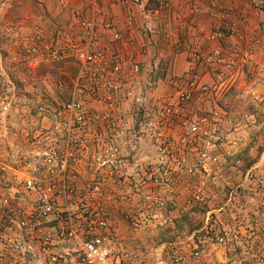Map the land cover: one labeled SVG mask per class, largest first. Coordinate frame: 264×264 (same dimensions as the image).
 Masks as SVG:
<instances>
[{"label":"built area","instance_id":"1","mask_svg":"<svg viewBox=\"0 0 264 264\" xmlns=\"http://www.w3.org/2000/svg\"><path fill=\"white\" fill-rule=\"evenodd\" d=\"M147 1L116 0L126 12L125 32L111 19L97 16L96 9L89 18L74 9L77 30H59L58 37L44 39L38 26L26 34L16 32L14 59L34 73L44 63L59 64L53 89L61 96L49 108L47 133L42 132L36 140L34 165L27 162L25 171L14 179L20 189L15 192L18 197L15 201L0 199V224L8 233L4 245L7 255L0 264H122L121 222L126 219L134 229L149 221L145 216H152L154 205L150 203H157L156 199L152 202L151 188H163V175L169 177L178 166L206 176L211 173L216 159L207 150L217 145L222 134L218 100L228 85L244 76L248 62L246 40L236 37L239 31L235 30L248 25V9L255 14L264 11V0H233L234 4L209 0L208 12L214 14L209 25L191 20L190 13L199 9L194 0L187 3L188 11L179 17H171V0H156L149 7ZM54 2L63 9L70 4V0ZM138 14L145 22L160 23L161 41L154 44L155 49L165 47L186 58L182 73L172 75L166 92L155 96L151 114L145 111L148 106L144 102L156 88L153 77L159 61L149 71L153 77L150 74L143 78L141 57L153 39L148 28L146 32L138 28ZM105 32L110 34L111 46L99 45ZM139 32L142 36L137 40L135 34ZM6 55L0 48V81L6 74ZM134 103L146 114L143 128L138 131L143 134L134 129V136L148 137V148L154 142L157 155L148 152L145 159L136 162V175L132 176L126 159L128 137L112 112ZM169 127L177 130V145L192 149L190 155L175 156L172 140L163 137V128ZM172 161H176L175 169L169 164ZM125 167L126 176L122 171ZM136 187L144 190L138 206ZM258 193L249 194L247 188H242L245 199L239 206L245 215L253 212L256 225L262 224L259 232H253L255 239L249 243L246 238L241 248L249 253L252 264H264V241L255 244L256 238L264 234V198ZM232 195L229 192L222 206L231 201ZM192 196L198 201L203 199L200 186H194ZM155 205L162 211L163 197ZM210 216L207 212L205 224L192 233L191 251H180L170 260L163 253L156 264H244L236 252L226 255L222 247L228 238L237 235L228 228L216 230ZM220 248L222 257L217 258L215 252Z\"/></svg>","mask_w":264,"mask_h":264},{"label":"rangeland","instance_id":"2","mask_svg":"<svg viewBox=\"0 0 264 264\" xmlns=\"http://www.w3.org/2000/svg\"><path fill=\"white\" fill-rule=\"evenodd\" d=\"M23 4L22 0H0V37L3 39L1 45L6 48L5 54H7L3 62L6 74L0 81L1 90H3L0 92V199L8 198L14 201L18 197L16 190L20 192V189L14 185V179L25 171L27 162L30 166L34 165L36 140L42 136L40 135L42 132L47 133L51 118L49 108L61 96L60 93L56 95L53 89V84L59 76V64L44 63L34 73L14 59V41L16 32L21 33L19 28L22 19H26L24 20L26 23H31L29 22L31 20L27 18L30 14L31 17L32 15L35 17L34 6L31 4L26 5L23 11H18V5ZM252 11L253 9H248V25L242 30H235L239 31L236 37L246 40L248 62L244 76L234 80L231 87L228 85L227 90L218 100L222 134L217 145L207 150L216 159L212 161L211 173L206 176L195 170L189 172L185 166H178L176 172L169 177L168 174L163 175V188L160 190L151 188L152 202L156 199L158 203L163 197L162 211L157 210L159 206L155 208L156 202L150 203V206L154 205L150 210L152 216H145L149 219L148 222L145 221V224L142 222L140 226L133 229L129 227L126 219L121 222L119 242L122 246V264H156L157 257L159 255L163 257V253L166 259L170 260L172 254L176 252L191 251L194 240L192 233H188L189 229L202 227L206 222L207 212H211L209 221L216 230L228 228L237 235L232 239L228 238L225 246H222L226 251L225 254L229 255L231 251L236 252L244 264H252L249 253L242 252L241 249L243 245H246V238L250 243L256 235L251 236L246 231L247 216L233 198L227 205L222 206L227 197L228 188L230 191L233 189L235 193L232 196L237 197V191L241 189L237 188L238 184H242L243 188L246 187L249 194L253 191L259 192L261 186L264 185V15L261 14L264 11L257 14ZM37 26L43 37V29ZM4 28L7 30L6 34L3 33ZM239 42L242 45L240 40ZM62 66L67 68V64H61L60 67ZM164 68L165 66L163 68L159 66L156 77L162 75ZM172 75L166 77L163 83H155L157 86L165 87L162 92L154 89L145 99L144 103L148 106L145 111L148 114L153 113L155 109V96L166 92ZM38 105L43 106V109H40ZM141 109L142 106L134 103L132 106H120L112 112L118 120L120 130H123L126 137L133 136L134 129L138 132L143 128L146 114ZM139 134L133 136L135 145L126 140L131 148V151L129 149L127 151L130 152V158L136 159L135 163L145 159L148 152L153 154L157 149L154 142L153 146L148 148V137L145 138ZM163 137L172 140V150L175 151V156L183 153L190 155L192 152L190 147L177 145L179 136L176 129L163 128ZM156 155L152 156V168L156 167L154 163ZM248 158L254 161L244 170L241 165ZM191 160L189 156L188 164H191ZM166 164H163V173ZM169 164L175 169L176 161ZM122 171L126 176L127 168L125 167ZM209 185L214 188L211 190ZM194 186H200V193L203 196L201 201L192 196ZM134 191L138 206L141 204L139 198L142 197L144 190L136 187ZM196 204L203 205L200 211L194 209ZM2 214L3 205L0 201V222ZM235 215L240 216V223L234 221ZM252 225L253 230L259 232L257 231L258 226L262 224ZM165 227L169 228L168 232ZM167 236H174V240L167 241L165 239ZM6 238H8V233L0 224V260H5L7 255ZM256 239L255 244H259L260 240L264 241V234ZM223 249L220 248L215 252L217 258L222 257Z\"/></svg>","mask_w":264,"mask_h":264},{"label":"crops","instance_id":"3","mask_svg":"<svg viewBox=\"0 0 264 264\" xmlns=\"http://www.w3.org/2000/svg\"><path fill=\"white\" fill-rule=\"evenodd\" d=\"M24 2L23 5H18V11H23L25 6L28 4L33 5V12L35 13V17L30 14V17L27 18L31 20L26 23V19H22V24L20 26L21 34L25 32H29L33 29V27L39 25L43 30V37L50 38V36H61L59 34V30L65 31L68 30H77V23H75L73 19V10L78 9L81 12V15L84 18H89L95 13L99 17H104L111 19L116 23L119 29L122 32H125L126 28L124 25L125 20V9L117 4L116 0H97L96 2L93 0H70V4L67 8H61L55 4L54 0H22ZM172 1V8L174 12L172 13L171 17L178 15L181 16L183 12H187V3L191 0H171ZM198 2L199 9L191 14L190 17L193 22H201L205 25H209L212 21L214 14L208 12V1L209 0H194ZM221 4H234L233 0H218ZM261 14L264 15L263 12ZM21 15L19 16V18ZM31 24V25H29ZM137 26L139 29L144 30L146 29L151 32V36L153 39V44L149 47L148 51L142 55L141 57V75L143 78L149 77L151 74L149 71L151 66L155 63V61H159L158 67L163 68L165 66L164 74L161 76L152 77L155 79V83H163L164 79L170 75H180L182 71L186 67V58L183 53H173L172 50H168L165 47L160 50L155 49L154 44L156 42H160L161 37L160 35V23L149 20L145 22L140 14L137 15ZM35 25V26H34ZM63 27V29H62ZM40 30V29H39ZM49 31V34H48ZM50 31H54L55 33L52 35ZM188 33H186L187 36ZM142 33H136L135 37L138 40L141 38ZM100 46H111L112 42L110 41V34L105 32L100 39H99ZM165 46V44H164ZM157 54V55H156ZM158 70V69H157ZM156 70V72H157ZM155 72V73H156ZM156 84V86H157ZM165 87L159 85L155 88L158 92H162Z\"/></svg>","mask_w":264,"mask_h":264},{"label":"trees","instance_id":"4","mask_svg":"<svg viewBox=\"0 0 264 264\" xmlns=\"http://www.w3.org/2000/svg\"><path fill=\"white\" fill-rule=\"evenodd\" d=\"M154 3H156V0H148L147 1V6L149 7V6H151V5H153ZM2 41H3V39L0 37V48L3 50V52H4V54H5V51H4V47H2L3 45H1L2 44ZM164 74V72L162 73V75ZM56 93V95H59L58 94V92H55ZM253 159H251V158H248L247 160H244V162H243V164L241 165L242 166V168L245 170V169H247L252 163H253ZM260 185V184H259ZM256 186H258V185H256ZM209 187H210V185H209ZM214 187L213 186H211L210 187V189L212 190ZM237 188H239V186L237 187ZM240 188L241 189H238L239 191H237L238 192V194H237V197L236 196H234L233 197V199H235L234 201L236 202V203H238V206L239 205H241V204H243L244 203V194L243 195H241V191L240 190H242V188H243V186H240ZM228 189H230V188H228ZM226 190L227 192H226V195H227V197H228V194H229V192H232V193H235L234 192V190L232 189L231 191L230 190ZM243 189H246V187L245 188H243ZM262 192V193H261ZM226 197V198H227ZM259 197L260 198H264V185H262L261 186V188H260V195H259ZM225 198V199H226ZM225 199H224V201H225ZM201 206H203V205H199V204H196L195 206H194V209L196 210V211H200L202 208H201ZM220 209H224V208H220ZM203 210L205 211V207H203ZM240 211H242L241 209H239ZM202 214H203V212H202ZM245 214V213H244ZM247 216V225H245L246 226V231L252 236V235H254L253 234V232H254V230H253V225L252 224H254V225H256L257 224V220H256V218L253 216V212H251L249 215H246ZM240 216H234V221L236 222V223H240L241 222V220H240V218H239ZM250 220V221H249ZM165 229L167 230V232H168V230H169V228L168 227H165ZM197 227L196 228H193L192 230L191 229H189L190 231L188 232V233H194V232H197ZM192 231V232H191ZM240 236V235H239ZM167 241H172V240H174V236H167L166 238H165ZM179 252H176V253H174V254H172L173 256L174 255H176V254H178Z\"/></svg>","mask_w":264,"mask_h":264},{"label":"flooded vegetation","instance_id":"5","mask_svg":"<svg viewBox=\"0 0 264 264\" xmlns=\"http://www.w3.org/2000/svg\"><path fill=\"white\" fill-rule=\"evenodd\" d=\"M133 136L128 137V141H129L130 144L135 145V137H133ZM130 151H131V148H130ZM129 158H130V152H129ZM127 161L131 165L130 166V170H131L132 176H135L136 175V172H135V170H136V163H135L136 159H134L133 157H131Z\"/></svg>","mask_w":264,"mask_h":264}]
</instances>
